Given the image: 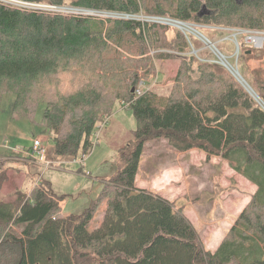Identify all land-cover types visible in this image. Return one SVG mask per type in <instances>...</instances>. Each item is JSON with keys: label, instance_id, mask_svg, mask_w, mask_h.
<instances>
[{"label": "trees", "instance_id": "trees-1", "mask_svg": "<svg viewBox=\"0 0 264 264\" xmlns=\"http://www.w3.org/2000/svg\"><path fill=\"white\" fill-rule=\"evenodd\" d=\"M22 1L264 30V0ZM174 56L183 59L171 91L138 95L154 60ZM250 84L254 96L223 67L197 61L184 35L165 25L0 1V108L5 94H15L12 120L33 121L46 102L40 124L54 134V153L67 158L87 155L97 122L118 100L137 120L119 169L82 213L59 214L62 198L49 183L0 202V264H155L163 254L179 256L175 264H264V104L257 99L264 102V69ZM154 138L178 151L221 155L256 186L215 250L173 201L135 184L144 145ZM5 163L0 193L9 179ZM104 200L102 226L89 229Z\"/></svg>", "mask_w": 264, "mask_h": 264}, {"label": "rangeland", "instance_id": "rangeland-1", "mask_svg": "<svg viewBox=\"0 0 264 264\" xmlns=\"http://www.w3.org/2000/svg\"><path fill=\"white\" fill-rule=\"evenodd\" d=\"M199 25L229 63L238 68L243 79L239 80L238 75L216 62L215 51L201 39L192 38L195 48L199 50L196 55L184 36L189 44V52L199 62L223 67L251 95L255 94L250 82L255 72L264 69V30L240 27L237 41L234 33L238 28L223 27L220 30L216 26ZM251 36L262 37L263 42L256 46ZM150 53L154 55L155 51ZM182 59L181 56L155 59L154 71L148 76H141V80H145L147 87L159 94H168L173 88ZM14 99L15 94H5L0 108V161L6 159L3 169H7L9 174L0 193V202H12L17 194H29L37 184L49 183L55 195L62 198L59 214L82 213L98 198L104 182L119 169L121 146L134 139L137 120L133 110L123 106L120 100L116 102L111 114L97 122L92 134L94 146L82 163V152L77 157L68 158L54 153V134L40 124L46 102L39 103L33 121L12 120ZM257 99L264 104L259 97ZM36 138H41L50 146L48 165L41 163L33 150ZM135 184L173 201L176 209H181L192 221L202 244L212 250L225 238L256 188L221 155L208 156L200 148L178 151L165 138L146 141ZM105 204V200L99 204L89 229L102 226L106 215ZM178 260L177 255L163 254L155 264H175Z\"/></svg>", "mask_w": 264, "mask_h": 264}, {"label": "built area", "instance_id": "built-area-1", "mask_svg": "<svg viewBox=\"0 0 264 264\" xmlns=\"http://www.w3.org/2000/svg\"><path fill=\"white\" fill-rule=\"evenodd\" d=\"M2 2H6L8 4L17 6V7H24L28 9H38V10H48L54 12H61L67 14H77V15H95V16H105L114 19H129V20H137L141 21L142 23H157L161 25H165L180 31L189 41L190 45L192 46V52L199 54V50L195 48L194 42L192 41L193 37L197 39H201L203 43L206 44L207 47L212 48L216 56L215 61L219 62L226 68H228L232 74L238 75L239 80L243 79L240 75V71L238 68L233 67L228 58L220 51V49L216 46V43L212 42L202 31L201 25L187 21L179 18H175L169 15H153V14H144V13H131V12H119V11H105V10H95L91 8L85 7H78L74 5H59V4H51V3H34V2H27L22 0H0ZM217 29H224L223 27L216 26ZM235 30V29H234ZM234 33L235 39H237L238 32L240 29H236ZM250 39L255 42V45L258 46L263 42L262 37L251 36ZM239 45V44H238ZM245 82V81H244ZM246 83V82H245ZM150 89L147 87L145 80H141L138 86V95L142 94L145 90ZM33 150L37 153L38 160L41 163L49 164V151L50 146L45 143L41 138H36L33 144ZM82 158V163L84 161Z\"/></svg>", "mask_w": 264, "mask_h": 264}]
</instances>
